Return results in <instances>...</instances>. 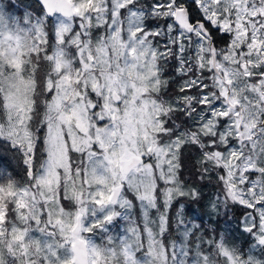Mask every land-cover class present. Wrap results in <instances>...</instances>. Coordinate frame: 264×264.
Segmentation results:
<instances>
[{"label": "snow or ice", "instance_id": "1", "mask_svg": "<svg viewBox=\"0 0 264 264\" xmlns=\"http://www.w3.org/2000/svg\"><path fill=\"white\" fill-rule=\"evenodd\" d=\"M0 264H264V0H0Z\"/></svg>", "mask_w": 264, "mask_h": 264}, {"label": "trees", "instance_id": "2", "mask_svg": "<svg viewBox=\"0 0 264 264\" xmlns=\"http://www.w3.org/2000/svg\"><path fill=\"white\" fill-rule=\"evenodd\" d=\"M25 2L30 3V2H32V0H25ZM216 190L217 189L215 188V186L213 184H208V186L204 187V189H203L205 196H211L213 193L216 192ZM192 207L193 206L189 202L185 201V214L188 218H191V216H192ZM196 207H197V210H199V206L197 205ZM176 208H177V206L174 205V210H176ZM205 219H206V217H205Z\"/></svg>", "mask_w": 264, "mask_h": 264}, {"label": "rangeland", "instance_id": "3", "mask_svg": "<svg viewBox=\"0 0 264 264\" xmlns=\"http://www.w3.org/2000/svg\"><path fill=\"white\" fill-rule=\"evenodd\" d=\"M4 2H5V3H8V2H9V0H4Z\"/></svg>", "mask_w": 264, "mask_h": 264}]
</instances>
